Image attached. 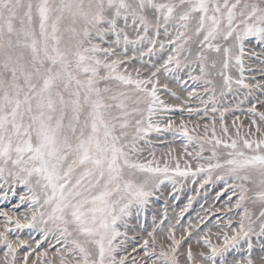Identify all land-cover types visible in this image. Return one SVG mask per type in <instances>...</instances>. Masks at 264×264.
I'll list each match as a JSON object with an SVG mask.
<instances>
[{"label": "snow or ice", "instance_id": "1", "mask_svg": "<svg viewBox=\"0 0 264 264\" xmlns=\"http://www.w3.org/2000/svg\"><path fill=\"white\" fill-rule=\"evenodd\" d=\"M0 197V264H264V0H0Z\"/></svg>", "mask_w": 264, "mask_h": 264}, {"label": "rangeland", "instance_id": "2", "mask_svg": "<svg viewBox=\"0 0 264 264\" xmlns=\"http://www.w3.org/2000/svg\"><path fill=\"white\" fill-rule=\"evenodd\" d=\"M0 199H2V197H0ZM201 202H203V201L201 200Z\"/></svg>", "mask_w": 264, "mask_h": 264}]
</instances>
